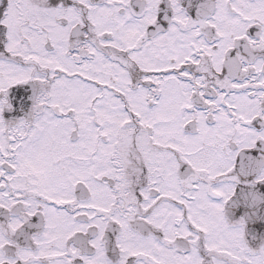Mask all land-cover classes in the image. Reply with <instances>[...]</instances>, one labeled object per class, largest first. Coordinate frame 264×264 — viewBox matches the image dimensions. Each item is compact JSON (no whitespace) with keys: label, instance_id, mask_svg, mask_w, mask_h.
Masks as SVG:
<instances>
[{"label":"snow or ice","instance_id":"6c2138e0","mask_svg":"<svg viewBox=\"0 0 264 264\" xmlns=\"http://www.w3.org/2000/svg\"><path fill=\"white\" fill-rule=\"evenodd\" d=\"M0 264H264V0H0Z\"/></svg>","mask_w":264,"mask_h":264}]
</instances>
